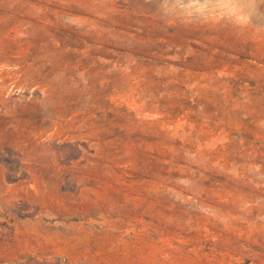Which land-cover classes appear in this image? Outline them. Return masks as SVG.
Instances as JSON below:
<instances>
[{
  "label": "rangeland",
  "instance_id": "374dc122",
  "mask_svg": "<svg viewBox=\"0 0 264 264\" xmlns=\"http://www.w3.org/2000/svg\"><path fill=\"white\" fill-rule=\"evenodd\" d=\"M189 3L0 0V264H264V0Z\"/></svg>",
  "mask_w": 264,
  "mask_h": 264
},
{
  "label": "clouds",
  "instance_id": "9594fccd",
  "mask_svg": "<svg viewBox=\"0 0 264 264\" xmlns=\"http://www.w3.org/2000/svg\"><path fill=\"white\" fill-rule=\"evenodd\" d=\"M217 8H219L221 16L225 14L235 15L237 11L234 7H232L231 0H218V3L211 9L207 8V5L200 4L199 0H190V3L185 6V10L189 15H191L193 12H215ZM238 19L244 21L245 23L248 22V18L246 17H238Z\"/></svg>",
  "mask_w": 264,
  "mask_h": 264
}]
</instances>
